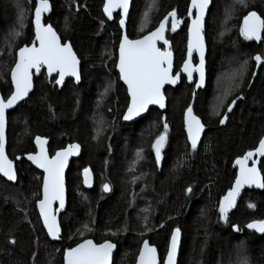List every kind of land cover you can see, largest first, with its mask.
<instances>
[{"label":"trees","instance_id":"obj_1","mask_svg":"<svg viewBox=\"0 0 264 264\" xmlns=\"http://www.w3.org/2000/svg\"><path fill=\"white\" fill-rule=\"evenodd\" d=\"M52 2L51 20L61 23L65 16L67 29L63 37L81 60L82 81L76 87L68 83L60 92L46 79L38 81L29 98L8 114L7 154L15 159L33 153L37 136L49 141L50 154L71 143H78L82 153L71 162L66 174L67 207L60 216L62 235L55 243L49 241L36 210L42 175L22 159L16 164L15 184L0 177V264H63V251L84 239L113 242L117 246L113 264H134L140 244L148 239L162 260L170 233L176 228L182 235L178 264H219L228 253L234 257L236 246L247 253L249 264H264V235L245 228L251 221L264 219V189L246 191L227 221L219 219L218 211L220 199L235 179L233 162L254 150L264 134V67L262 63L257 67L254 60L256 55L264 58V35L256 45L239 31L248 11H256L264 18V0H247L243 8L230 7L229 0H212L205 28L207 83L193 103L196 114L205 121L206 131L195 151L186 142L183 125L191 88L182 84L171 91L164 113L150 111L135 124H123L128 99L114 71L121 34L116 20H104L101 0H68L66 15L67 6L62 0ZM187 2L158 0V8L162 12L176 8L183 14ZM143 4L144 0H132L126 26L130 38L149 32L159 19L157 14L152 16L141 30ZM9 19L12 15L4 12L0 38ZM173 45L176 59H182L184 31L174 38ZM13 50L11 41H0L3 98L11 91ZM223 59L251 71L235 91L232 99L240 97L221 125L223 111L214 121L207 123V118L214 78L224 66ZM106 88L108 95L103 96ZM165 122L167 140L162 166L157 167L151 144L164 131ZM97 127L102 131L93 139ZM141 149L143 158L138 159L136 153ZM87 167L96 179L94 189L88 192L82 188L79 176L80 170ZM260 170L264 176V159ZM104 183L110 185L108 193L103 191ZM189 187L191 192L186 191ZM140 192H144L142 196ZM249 203L255 207L249 208ZM132 206L148 210L146 236L139 233L140 223ZM232 225L240 231H234ZM12 239L15 244L8 243Z\"/></svg>","mask_w":264,"mask_h":264},{"label":"snow or ice","instance_id":"obj_2","mask_svg":"<svg viewBox=\"0 0 264 264\" xmlns=\"http://www.w3.org/2000/svg\"><path fill=\"white\" fill-rule=\"evenodd\" d=\"M156 0L148 6L149 11L155 6ZM238 4L247 7V0H236ZM210 0H191L188 6V17L191 21L187 26V54L188 59L183 63L182 71L187 74L188 80L193 79V72L199 73L197 87L204 82V17L209 7ZM121 9L120 27L124 28V16L128 12L129 0H104L103 12L109 20L113 18V11ZM50 10L49 0H36L35 3V41L32 46L20 47L16 53L15 66L11 69V91L7 98L0 97V176L6 177L8 181H16L17 174L13 167V162L8 159L5 153V125L6 111L14 107L17 102L28 96L33 88V70L40 72L44 66L47 67L48 74L57 73L55 80L57 85L64 82L66 76H72L77 81L80 80L78 71L79 60L69 43H61L56 32L51 25L41 23L42 13ZM144 21L141 27L149 22V12L143 14ZM227 18V17H226ZM171 23V31L175 32L180 19L177 18L176 9L168 12L163 19L159 21V26L155 30L149 31L138 39H129L124 35L119 41V60L115 67L119 71V80L127 86V95L130 98L127 104V111L123 114L125 121L132 120L145 112L149 105H158L161 109L165 107V96L162 89L166 84H175L179 80V74H172V52L169 47V41L165 38L166 26ZM21 29L23 24V13L19 18ZM103 24V21H101ZM240 35L245 40H260L261 33L264 31V18L258 15L256 11H248L243 17V23L240 26ZM22 34L21 31H15L13 38ZM38 41V46H36ZM163 41V50L157 47V43ZM199 54V64L192 66L193 52ZM257 65L264 63L261 55L254 57ZM247 61H245V65ZM243 67L241 71H243ZM109 91L105 89V93ZM102 94V95H104ZM223 103V101H221ZM235 100L228 105V111H232ZM227 115L219 120L221 125L225 124ZM184 126L187 131V140L190 142L191 149H197L198 141L204 130V124L200 118L193 114L192 106L189 105L184 113ZM164 131L161 132L151 144L155 153V163L160 165L162 159V149L167 140L168 124H163ZM102 131L97 127L96 139ZM39 151L36 154H29L30 160L36 167L43 169L42 198L37 194L36 207L39 209V216L43 221V228L47 235L53 240L60 239L61 228L57 222L56 213L65 206L64 190V169L69 156L76 155L80 150L79 144H69L67 148L57 151L54 156L49 157L44 145L46 140L37 136L35 138ZM143 149L136 153L138 159H142ZM253 156L264 157V137L259 139L258 146L254 151L246 152L242 157H238L235 164L238 171L235 174V182L219 201V219L228 220V212L236 206L237 197L245 187H256L264 189V176L256 166V161H252L251 167L248 166L249 160ZM85 184H91V173L88 168L84 170ZM103 191H110L108 183L103 184ZM191 192L192 188L186 189ZM58 202L59 208L54 209L53 204ZM254 208L253 203L247 205ZM143 211L147 212V209ZM144 226L147 227L148 217L144 216ZM87 227V225H85ZM234 231H240L236 225H232ZM250 230L256 233L264 234V219L254 220L246 225ZM115 235V233H113ZM180 229L176 228L171 233V241L167 250V256L163 264H177L176 257L180 242ZM8 243L15 244L16 240H9ZM243 244V242H241ZM116 247L109 240L103 243H94L90 239H85L77 243L75 247H69L63 251V264H110L113 249ZM35 256V253H33ZM136 264H158L157 250L145 240L139 249ZM238 264H249L248 259L242 258Z\"/></svg>","mask_w":264,"mask_h":264},{"label":"flooded vegetation","instance_id":"obj_3","mask_svg":"<svg viewBox=\"0 0 264 264\" xmlns=\"http://www.w3.org/2000/svg\"><path fill=\"white\" fill-rule=\"evenodd\" d=\"M6 4H5V3ZM62 2H64L65 4H66V6H67V9L65 10V13H64V15H66V13H67V11H68V9L70 8V6H69V3H68V0H62ZM19 3H20V5L18 4V3H14V6H12L9 2H7L6 0H0V20H1V18L4 16V12H8V13H10L11 14V9H19V10H23L24 12H25V14H26V18H25V20L23 21V24H24V27H23V30H22V34L20 35V36H18V37H16V39H15V41H14V43H13V48H14V50H13V64H12V66L15 64V59H16V53L18 52V50H19V48L20 47H24V46H30V45H32L33 44V42H34V39H35V34H34V31H35V25H34V19H35V3H36V0H26V1H21V0H19ZM49 3H50V10L48 11V13L46 12V13H42V18H41V21H42V24H44V25H51L52 26V28H53V30L56 32V34L58 35V37H59V39H60V41H61V43H69L71 46H72V44L68 41V40H66L64 37H63V33L65 32V30L67 29V25H66V22L64 21V18H65V16L63 17V19H62V22L61 23H57L55 20L54 21H52L51 20V16H52V13H53V2H52V0H49ZM103 3H104V1L103 0H101V13H102V8H103ZM189 4H190V0H188V2H187V5H186V9H185V12L183 13V14H180L179 12H178V10L176 9V8H172V9H176V11H177V18L178 19H180V21H181V25H180V28L178 29V30H176L175 32H173V31H171V23L169 22V25H168V28H167V32H166V39L169 41V44H170V50H171V52H172V74L173 75H176L177 73L179 74V85L177 86V87H175V88H170V87H166L165 89H164V95H165V97H166V102H168V98H169V96H170V93H171V91H173V90H175V89H177L178 87H180L182 84H184V85H186V86H188V87H190L191 88V100H190V103L188 104V106L189 105H191L192 104V106H193V103L195 104V102L193 101V103H192V100H193V96H194V99H195V97H197V95H198V93H199V91H203L204 89H205V87H204V89H200L198 92H196L195 93V89H196V83H197V80H198V76H197V74H194L193 75V79L191 80V83H189L188 82V80H187V77L186 76H184L183 75V73H182V67H183V63H184V61L186 60V54H187V26H188V24H190L191 23V21H190V19H189V17H188V11H187V9H188V6H189ZM131 5H132V0H131ZM211 5H212V3H211ZM211 7V6H210ZM10 9V10H9ZM172 9H170V10H167L166 12H162L161 10H160V8H158L157 9V15L159 16V19L157 20V22H156V25H155V27L158 25V23H159V21L161 20V19H163V17L168 13V12H170ZM209 10H210V8H209ZM209 10H208V12H209ZM75 11H77L76 9H75ZM130 11H131V9H130ZM162 12V13H161ZM208 12H207V16H206V19H205V22H204V32H203V35H204V39H205V44H206V50H207V53H206V58H205V86H206V83H207V55H208V46H207V36L205 37V34H206V27H207V22H208ZM129 14H130V12H129ZM103 15V14H102ZM115 17H113V21L114 20H116V23H117V25H118V20H119V18H120V16H119V14H116V15H114ZM103 18H104V16H103ZM128 19H129V15H128ZM104 20L106 21V19L104 18ZM112 21V22H113ZM242 21H243V18H242V20H241V23H240V26L242 25ZM107 22V21H106ZM109 23V22H108ZM128 24V23H127ZM154 27V28H155ZM153 28V29H154ZM152 30V29H151ZM150 30V31H151ZM181 31H184V33H185V48H184V56H183V58L182 59H179V60H177L176 59V56H175V52H174V38L177 36V35H179L180 33H181ZM146 34V33H145ZM144 35V34H143ZM140 36H142V35H140ZM139 36V37H140ZM139 37H136V38H139ZM243 37V36H242ZM129 39H136V38H130V37H128ZM244 38V37H243ZM263 40V39H262ZM247 41H249V40H247ZM252 41H250V43H251ZM262 42V41H261ZM252 43H254V42H252ZM256 44V43H255ZM256 45H259V44H256ZM36 46H37V43H36ZM158 47H160L162 50H163V46H161V45H159ZM72 49H73V47H72ZM117 50H118V46L116 47V60H115V64H116V61H117ZM73 51H74V53L76 54V56H77V58H78V60H79V69H80V82L78 83V84H75L74 83V81L73 80H67L66 82H65V84H64V86H63V88L69 83L70 85H72V86H74V87H76V86H78L80 83H81V81H82V63H81V60H80V58H79V56L77 55V53L75 52V50L73 49ZM191 60H192V66L193 67H195L196 65H198V58H197V56H196V54H194L193 56H192V58H191ZM263 64V67H264V63H262ZM261 64V65H262ZM260 65V66H261ZM259 65H257V67H258ZM114 71H115V73H116V75H117V79H118V82H119V75H118V73L116 72V67H115V65H114ZM255 73V74H254ZM33 74H34V72H33ZM256 76V67H255V70H254V72H253V78ZM57 77H58V75H55V76H51L50 78H48V75H47V73H46V70L44 69V70H42L41 71V73H40V75L38 76V77H34V80H33V83H34V88H35V84L38 82V81H42V80H44V79H46L48 82H50L51 84H52V86H53V88H55L58 92H60L61 90H58V88L55 86V80L57 79ZM216 77H217V74L215 75V78L214 79H216ZM215 82V81H214ZM119 84L124 88V90H125V94H126V96H127V99H128V102H129V97H128V95H127V91H126V88L119 82ZM34 88H33V90H34ZM212 96V95H211ZM233 97V96H232ZM232 97H231V100L229 101L228 100V104L225 106V108L223 109V114H222V116H221V118H223L224 117V115L226 114V115H229V114H231V113H227V110H228V105L229 104H231V102L233 101V100H237L240 96H236L235 98H233L232 99ZM128 102H127V104H128ZM187 106V107H188ZM187 107L185 108V111H186V109H187ZM126 108H127V106H126ZM234 109V108H233ZM125 111V110H124ZM150 111H157V112H159V110L158 109H155V108H152V109H150ZM149 111V112H150ZM233 111V110H232ZM193 112H194V114L196 115V116H198L197 114H196V112H195V109H194V106H193ZM184 116V115H183ZM199 117V116H198ZM200 118V117H199ZM220 118V119H221ZM201 119V118H200ZM204 119H206V118H204ZM201 121H202V123L204 124V126H205V128H206V125H205V121L203 120V119H201ZM211 121H214V120H212L211 118H207V123H209V122H211ZM186 138V137H185ZM187 142V141H186ZM189 146V145H188ZM190 147V146H189ZM191 148V147H190ZM162 152H163V149H162ZM88 168V167H87ZM83 169H85V168H83ZM88 169H90V168H88ZM82 170V169H81ZM91 170V169H90ZM92 171V170H91ZM79 176H81V171H80V174H79ZM94 177H95V175H94ZM80 182H81V178H80ZM95 182H96V179H95Z\"/></svg>","mask_w":264,"mask_h":264},{"label":"water","instance_id":"obj_4","mask_svg":"<svg viewBox=\"0 0 264 264\" xmlns=\"http://www.w3.org/2000/svg\"><path fill=\"white\" fill-rule=\"evenodd\" d=\"M103 1H104V0H103ZM190 3H191V0H190ZM211 3H212V0H210L209 7H208V9H207L206 12H205L204 22H205V19H206V16H207V12H208V10H209V8H210V6H211ZM103 5H104V3H103ZM130 6H131V0H129V8H128V12H127V14L124 16V20H125V26H124V28H121V27H120V24H119V27H120V29H121V37H120V39H121L124 35H126V24H127L128 14H129V11H130ZM118 12L121 13V9H119V8L115 9V10L113 11V16H114V14H116V13H118ZM47 13H48V12H47ZM103 14H104V12H103ZM258 15H259V14H258ZM104 17L107 19L108 22H112V20H113V18H112L111 20H109L108 17L105 16V15H104ZM120 17H121V16H120ZM119 21H120V20H119ZM169 22H170V21H169ZM41 23H42V21H41ZM118 23H119V22H118ZM242 23H243V21H242ZM34 25H35V24H34ZM168 25H169V23H168ZM168 25L166 26L165 38H166V32H167ZM180 25H181V23L179 24V26L177 27L176 30H178V29L180 28ZM158 26H159V23H158V25H157L156 27H158ZM153 30H155V29H153ZM203 32H204V30H203ZM34 34H35V31H34ZM147 34H148V33H146L145 35H147ZM263 35H264V31H262V33H261V39H260V40H249V41H252V42H254V43H256V44H260L261 41H262V39H263ZM57 36H58V35H57ZM203 36H204V35H203ZM141 37H142V36H141ZM139 38H140V37H139ZM137 39H138V38H137ZM34 41H35V39H34ZM36 43H37V46H38V41H36ZM159 45L163 46V41H159V42L157 43V47H158ZM30 46H32V45H30ZM169 46H170V44H169ZM206 53H207V50H206V44H205V39H204V82H203V85L200 86V87H197V83H196V89H195V92H198L200 89H204V87H205V82H206V81H205V58H206ZM194 54H196V56H197V58H198V64H199V54H198L197 52H195V51L193 52L192 56H193ZM186 59H188V54H186ZM118 60H119V45H118V50H117V61H116V63L118 62ZM14 66H15V64L12 66V68H13ZM12 68H11V69H12ZM44 69L46 70V73H47V75H48V78H50L51 76H55V75H57V73H52L51 75H49V74H48V71H47V67L44 66V67H42V68L40 69V72H38V73L35 72V70H33L34 74H33V76H32V79L34 80V77H38V76L40 75L41 71L44 70ZM78 71H79V74H80L79 65H78ZM116 72H117L118 75H119V71H118L117 68H116ZM10 73H11V70H10ZM10 73H9V81H10V86H11V75H10ZM182 73H183L184 76L187 77V74H186V73H184L183 71H182ZM194 74H197V76H198V80H199V73H197V72H193V75H194ZM67 80H73L75 84H78V83L80 82V80L77 81V80H76L74 77H72V76H66V77L64 78V82H63L62 84L57 85V84L55 83V86L58 88V90H61V89L63 88V86H64V84H65V82H66ZM187 80H188V77H187ZM198 80H197V81H198ZM119 81H120V83L126 88V91H127V86L124 85L123 81H121V80H119ZM188 82L191 83V81H189V80H188ZM178 85H179V80H178L175 84H171V85L166 84V85L164 86V88L162 89L163 94H164V89H165L166 87L175 88V87H177ZM33 88H34V83H33ZM33 88H32V90L29 92L28 96H26L23 100L17 102V104L14 105L13 108L8 109V110L6 111V125H5V153H6L7 157H8V159H10L9 156H8V154H7V127H8V114L11 113V112H13V111L17 108V106H18L19 104H22L24 101H26V100L29 98V96H30L31 93L33 92ZM164 96H165V95H164ZM0 97H3V96L1 95V92H0ZM129 99H130V98H129ZM235 101L237 102L238 100H235ZM235 104H236V103H235ZM235 104H234V105H235ZM234 105H233V107H232V110H233V108H234ZM191 106H192V105H191ZM151 108H156V109H158L161 113L165 112V110H166V97H165V107H164L163 109H161L158 105H149L148 109H147L145 112L141 113L140 116L134 117L132 120L125 121V120L123 119V116H122V123H123V124H129V125H131V124H133V123H136L139 119L145 117V115L149 112V110H150ZM192 109H193V108H192ZM126 111H127V108H126L125 112H126ZM125 112H124V113H125ZM231 112H232V111L229 112V111L227 110V113H231ZM184 113H185V112H184ZM193 114H194V112H193ZM194 115H195V114H194ZM200 120H201V119H200ZM201 122H202V121H201ZM183 125H184V116H183ZM205 131H206V128H205V126H204V130H203V132L201 133L200 140L198 141L197 147H199V145H200V143H201V141H202V139H203V136H204V134H205ZM184 133H185L186 141H187L188 145L190 146V142H188V140H187V131H186V129H185V126H184ZM262 137H264V134L261 136V138H262ZM41 138H43V137H41ZM43 139L47 141V143L44 145V148L46 149V151H47L49 157L54 156L55 153H56L57 151H61V150L65 149V148H67L68 145H69V144H68V145H66L65 147H63V148H61V149H58V150L54 151L52 154H50L49 151H48L49 141H48L46 138H43ZM258 142H259V141H258ZM71 144H77V143H71ZM33 146H34V149H35L33 153H28V154H25V155H23V156H17L15 159H10V160L13 162V167H14V169H15V171H16V164L19 163L22 159H24L29 165H31V166H32L37 172H39V173L42 175V184H43V169L36 167V165L33 164V163H32L30 160H28V158H27L29 154H33V155H34V154H36V153L39 151V148H38L37 145H36V140H35V138H34V140H33ZM257 146H258V143L256 144V147H257ZM190 147H191V146H190ZM256 147H255V148H256ZM252 151H254V150H252ZM153 152H154V151H153ZM81 153H82V148H81V146H80V150H79V152H78L76 155L69 156V158H68V162H67V164H66V166H65V169H64V190H65V193H64V194H65V206H64L63 209H60V210L56 213V216H57V222L59 223V225H60V216H61V214H63V213L65 212L66 207H67L66 174H67V172H68V169H69V166H70L71 162H73V161L79 159L80 156H81ZM154 157H155V153H154ZM263 158H264V157L253 156V157L249 160V162H248V166L251 167V165H252V161L255 160V161H256V166H257V168L259 169V167H260V162H261V160H262ZM235 161H236V160H235ZM235 161L233 162V166H234V168L236 169V172H237V171H238V166L235 164ZM161 166H162V160H161V163H160V165H159L158 167H161ZM83 170H84V169L81 170V186H82V188H83L85 191L88 192V191L93 190L94 187H95V177H94V174L92 173V171L89 169V170H90V173H91V184H90V186L87 185V184H85V182H84V171H83ZM259 170H260V169H259ZM0 177H1L5 182H7V183H9V184H15V183L17 182V179H16V181H8L6 177H3V176H0ZM234 182H235V179H234ZM234 182H233V183H234ZM42 184H41V195H40V198H42ZM232 185H233V184H232ZM253 190H254V191H260V190H262V189H260V188H256V187H254V186L251 187V188H248V187L243 188V189L241 190L240 195L237 197V200H236V206H235L234 208H232V209L229 210L228 215H229L231 212L235 211V209H236V207H237V205H238V203H239L241 197L244 195V193H245L246 191H253ZM108 192H109V191H108ZM108 192H106V193H108ZM227 192H228V191H227ZM227 192H226V194H227ZM226 194H225V195H226ZM53 208H54V209L59 208V203H58V202L54 203V204H53ZM36 210H37V214H38V216H39V209H38L37 207H36ZM39 218H40V216H39ZM40 221H41V224H42V226H43V221H42L41 218H40ZM251 222H252V221H251ZM249 223H250V222H249ZM60 228H61V226H60ZM245 228H246V230H248V231H250V232H253L254 234H256V235H258V236H263V235H264V234H261V233H256L254 230H250V229H248L246 226H245ZM43 229H44V228H43ZM44 231H45V233H46V235H47L46 229H44ZM172 231H173V230H172ZM171 233H172V232H171ZM180 233H181V231H180ZM61 235H62V229H61L60 237H61ZM47 237H48L49 241L52 242V243H55V242H58V241H59V239H58V240H53V239H51V237H49L48 235H47ZM84 240H85V239H84ZM90 240H92V239H90ZM145 240H147L148 243L150 244V242H149L148 239H145ZM145 240H144V241H145ZM92 241H93V240H92ZM144 241H143V242H144ZM170 241H171V234H170V237H169V240H168L167 250H168V247H169ZM181 241H182V235H180V242H179V247H178V252H177V257H176V262H177V264H178V259H179V253H180ZM81 242H83V240H82ZM81 242H79V243H81ZM93 242H94V241H93ZM143 242L140 244V247L142 246ZM94 243H95V242H94ZM101 243H103V242H101ZM112 243H113V242H112ZM97 244H99V243H97ZM113 244H114V243H113ZM150 245H151V244H150ZM151 246H153V245H151ZM73 247H75V246H73ZM140 247H139V249H140ZM156 250H157V249H156ZM138 254H139V251H138ZM138 254H137V256H136V259H135L134 264H136V260H137ZM116 255H117V246L113 249L112 256H111V260H110V264H113ZM166 256H167V251H166L165 255L163 256V259L161 260L160 257H159V255H158V251H157L158 264H163V260H164V258H165ZM62 261H63V257H62Z\"/></svg>","mask_w":264,"mask_h":264},{"label":"rangeland","instance_id":"obj_5","mask_svg":"<svg viewBox=\"0 0 264 264\" xmlns=\"http://www.w3.org/2000/svg\"><path fill=\"white\" fill-rule=\"evenodd\" d=\"M6 1L11 4L12 0H6ZM225 1L228 2V0H225ZM229 2L230 3H228V4L232 8H235V7L236 8L242 7L243 8L244 7L243 5L238 4L236 2V0H229ZM14 3H18L20 5L19 1H17V0H14L11 5L14 6ZM152 3H153V0H144L142 12H141V26H142L143 21H144V16H143L144 12H146V11L149 12V20L152 16H155L157 13L158 0H156L155 6L152 7V9L149 11L148 6L151 5ZM247 5H248V3H247ZM220 10L223 11V9H220ZM21 13H23V21H24L26 18V14L23 10L11 9L12 19L8 20L7 24L5 25L3 32L1 34L0 41L2 44L8 43L10 41H11V43H14L16 37L13 38L12 34L15 31H21L22 32L23 28L21 29L20 23H19V18L21 16ZM235 25H236V23H235ZM235 25H234V27H235ZM1 55L3 56L2 52H1ZM231 62H233V64L229 65L223 59L222 63L224 64V66H223L222 70H220V68H219L217 71L218 74H217V77H216L215 82H214V94H213L212 98L210 99L209 105H208L209 117L212 120L218 119V117L221 115L223 109L227 105L228 100L232 96H234L235 91L237 90V88H239L241 86L242 81L244 80L247 73L251 71V69L248 70V67L247 68L243 67V71H241V68L243 66L242 64L237 63V62L235 63L233 60H231ZM102 94H104V92H102ZM107 95H108V93H107ZM103 96H106V94H104ZM100 97H102L101 94H100ZM101 100H104V98L102 97ZM221 101H223V103H221ZM79 174H80V172H79ZM137 185H139V184H137ZM143 193L144 192H140L139 195L142 196ZM137 196L138 195H136L135 197H137ZM138 201H142V200H138ZM132 208L134 209V216L136 218V221L140 223L139 233L143 232V235L146 236L148 231L146 229L144 230L143 218H144V216L148 217V212H145L143 210L147 209V208L146 207L138 208L135 206H132ZM144 236H143V238H146ZM227 252H228V249L225 251V254H227ZM227 257L228 258L230 257L231 259H225ZM245 257H247V253H245L244 250L242 251L240 246L239 247L236 246L235 250H234V257H232L231 253H228L227 255L224 256V258H222V261L219 264H238V261L242 258H245Z\"/></svg>","mask_w":264,"mask_h":264},{"label":"bare ground","instance_id":"obj_6","mask_svg":"<svg viewBox=\"0 0 264 264\" xmlns=\"http://www.w3.org/2000/svg\"><path fill=\"white\" fill-rule=\"evenodd\" d=\"M130 9H131V6H130ZM129 12H130V11H129ZM102 14H103V8H102ZM116 14H119V16H120V12H118V13H116ZM116 14H114V15H116ZM128 15H129V14H128ZM103 16H104V14H103ZM113 17H115V16H113ZM104 18H105V17H104ZM120 18H121V17H120ZM120 18H119V20H120ZM105 19H106V18H105ZM119 20H118V22H119ZM106 21H107V19H106ZM112 21H113V20H112ZM127 21H128V19H127ZM107 22H108V21H107ZM109 23H111V22H109ZM126 26H127V24H126ZM118 27H119V23H118ZM155 28H156V27H155ZM155 28H154V29H155ZM119 30H120V33H121V29H120V27H119ZM152 30H153V29H152ZM152 30H151V31H152ZM147 33H148V32H147ZM126 35H127V33H126ZM144 35H145V34H144ZM142 36H143V35H142ZM120 37H121V34H120ZM140 37H141V36H140ZM136 39H137V38H136ZM119 41H120V39H119ZM118 45H119V43H118ZM9 73H10V72H9ZM57 78H58V77H57ZM118 78H119V77H118ZM119 82H120V81H119ZM195 93H196V92H195ZM9 95H10V94H9ZM5 99H6V98H5ZM193 101H194V96H193L192 103H193ZM231 103H232V102H231ZM191 105H192V104H191ZM166 107H167V102H166ZM192 108H193V107H192ZM151 109H152V108H151ZM155 109H156V108H155ZM125 110H126V109H125ZM149 111H150V110H149ZM165 111H166V110H165ZM124 112H125V111H124ZM159 112H160V111H159ZM148 113H149V112H148ZM148 113H147V114H148ZM160 113H161V112H160ZM163 113H164V112H163ZM123 114H124V113H123ZM147 114H146V115H147ZM146 115H145V116H146ZM122 116H123V115H122ZM143 118H144V117H143ZM141 119H142V118H141ZM121 121H122V118H121ZM138 121H139V120H138ZM138 121H137V122H138ZM133 124H134V123H133ZM35 138H36V137H35ZM77 144H78V143H77ZM187 144H188V143H187ZM153 155H154V152H153ZM154 159H155V157H154ZM263 159H264V158H263ZM263 159H262V160H263ZM161 160H162V159H161ZM262 160H261V161H262ZM20 162H21V161H20ZM260 164H261V162H260ZM157 167H158V166H157ZM259 169H260V167H259ZM260 171H261V170H260ZM92 173H93V172H92ZM261 175H262V174H261ZM80 178H81V176H80ZM233 182H234V181H233ZM253 191H254V190H253ZM241 198H242V197H241ZM237 206H238V205H237ZM236 208H237V207H236ZM170 234H171V233H170ZM169 237H170V236H169ZM168 240H169V239H168Z\"/></svg>","mask_w":264,"mask_h":264}]
</instances>
